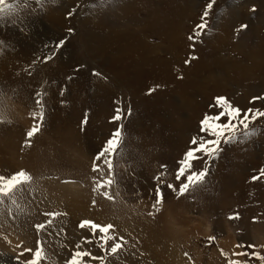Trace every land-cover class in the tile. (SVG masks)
Masks as SVG:
<instances>
[{
  "label": "rangeland",
  "instance_id": "obj_1",
  "mask_svg": "<svg viewBox=\"0 0 264 264\" xmlns=\"http://www.w3.org/2000/svg\"><path fill=\"white\" fill-rule=\"evenodd\" d=\"M7 2L15 8L0 16V92L7 97L0 105V175L24 169L33 181L15 204H0V244L25 229L27 248L34 252L41 242L39 264H66L71 257L48 247L50 236L61 237L58 243L71 236L65 208L72 205L94 216L76 220L78 228L84 220L113 224L114 211L134 220L130 231L122 221L109 233L126 241L116 255L106 251L113 241L103 243L98 232L83 228L91 253L104 264H264V118L250 125L262 129L257 136L221 145L202 185L177 195L175 180L177 161L198 135L203 114L216 110V97L242 111H264V99L253 100L264 97V0H216L208 28L194 40L189 37L207 0H108L95 9L88 5L97 0H46L42 11L35 0ZM241 23L248 27L238 31ZM60 40L64 44L55 49ZM53 50L56 55L43 63ZM35 92L43 96L44 120L28 138L37 123L32 114L40 111ZM117 107L125 118L112 121ZM120 124L125 150L112 189L119 195L109 201L92 191L93 177H100L91 166ZM36 223H46L45 229L37 232ZM26 253L24 260L31 259ZM91 257L82 264H101ZM17 263L0 254V264Z\"/></svg>",
  "mask_w": 264,
  "mask_h": 264
},
{
  "label": "snow or ice",
  "instance_id": "obj_2",
  "mask_svg": "<svg viewBox=\"0 0 264 264\" xmlns=\"http://www.w3.org/2000/svg\"><path fill=\"white\" fill-rule=\"evenodd\" d=\"M27 3V0H25ZM216 0H207V3L204 6V10L200 17V22L194 27V35L190 36V40H194L196 36H199L203 33L205 29L209 26V15L212 11ZM35 3L40 10H43L46 0H35ZM108 3V0H97L95 4H89L90 8H103ZM79 7V5H77ZM15 8L14 3L7 2V0H0V16L7 15L12 12ZM75 8L69 10L66 13V18L73 16ZM35 11V10H34ZM251 12H255V5H252L249 9ZM247 24L241 23L239 25V30L246 29ZM69 33L73 31L71 27L67 29ZM64 40H60L54 45L55 49H59L63 44ZM4 45L3 42H0V52L3 51ZM56 55V51H51L50 55H45L42 62L47 63ZM196 57H192L195 59ZM188 61H185L187 63ZM36 61H33L35 64ZM31 72H28V75H31ZM93 76H101L100 73L93 71ZM71 79V77H69ZM153 89H149V93ZM64 90H60L61 96L63 95ZM34 96L35 104L39 107V114L33 113L32 119L37 121L33 127L27 131L26 136L28 138L33 137L35 133L40 130V125L44 120V103L43 96L40 92H35ZM216 104L214 108L216 109L213 113H205L202 116V119L199 121V133L197 136L190 138L186 150L183 152L182 157L177 161V167L175 170V180L179 181V191L177 195H181L189 189H195L196 187L202 185L205 182V178L208 176L210 171V162L215 161L220 153L223 151L221 145H231L234 143H245L251 138L257 136L262 129L258 127H250L254 121H257L258 118H264V111L253 110L251 108L247 110H241L240 108L233 107L225 97H216ZM264 99V97H253V100ZM6 94L0 92V105L6 106ZM63 103V101H61ZM131 108L129 107L126 115L131 116ZM87 114H85V120L82 123H86ZM125 118V115L122 114V109L117 107L115 109V115L112 116V121H120ZM123 125H118L115 130L110 134V136L104 141L102 147L95 153L93 157V162L91 166V171L99 175V179L93 177V192H98L104 199L109 201H115L116 196L119 193H113L112 189L116 185V177L118 175V157H120L124 152L123 141L125 139V133L122 131ZM202 134V135H201ZM203 163L204 167L197 169L196 165L198 163ZM161 168L166 169L167 165H161ZM261 176H264V169L261 170ZM257 177H253L256 179ZM155 179L160 180V177L157 176ZM33 181V177L24 169L13 172L10 175H0V204H3L5 200L10 201L11 203H16V197L19 193H22L26 186H29ZM160 183H163V180H160ZM167 187L176 191L172 184H168ZM155 204L153 205L156 208V205H159L162 200V193L159 185L155 189ZM95 204V200H93ZM158 211L159 209L156 208ZM43 215L48 217H55L59 215L55 212H46ZM151 215V213H149ZM50 223V221L46 222ZM46 223H36L34 228L37 232L42 229H45ZM89 227L94 233L98 232L100 234V239L103 243L108 241H113L110 248L106 249L109 254H117L123 246L124 238L121 236L117 241L112 235H109L114 230L113 224H97L90 220L81 221L79 227ZM209 240L214 239V237H209ZM20 245H17L19 247ZM103 246V245H101ZM79 249V245H77ZM23 252H29L32 254L31 259H27L23 264H39V262L44 258V252L41 247V242L38 240L36 242L35 251L33 252L30 248H25ZM23 252L17 254V259L23 255ZM187 255V253H185ZM234 255H242V253H234ZM256 255V253H252ZM90 256V253L87 251H75L71 259L66 262V264H82L81 258ZM93 260L101 259L100 257L92 256ZM264 259V257H261ZM101 264H104L101 259ZM229 264H239L238 261H229Z\"/></svg>",
  "mask_w": 264,
  "mask_h": 264
},
{
  "label": "bare ground",
  "instance_id": "obj_3",
  "mask_svg": "<svg viewBox=\"0 0 264 264\" xmlns=\"http://www.w3.org/2000/svg\"><path fill=\"white\" fill-rule=\"evenodd\" d=\"M152 75H154V74H152ZM163 81H165V79L162 80L160 83H162ZM66 190L70 191V188L66 187ZM110 204H104V205L106 207H108V206L111 207L112 205H110ZM80 207L81 206L73 207L72 205L66 206L65 211L68 212L67 215H66V221H67L68 226L71 228V236H69V234L65 235V237L62 238L63 243L54 242V239H56V238L58 239V238H61V237H56V236L51 237L50 236V238H51V240H53V242H52V244L50 243L51 247L48 244L49 245L48 248L51 249L52 252L54 251L55 253H59V254L63 253L64 256H66V257H71L72 255L69 254L68 252H63L62 251V249L65 248V245L67 246V250H69V248H70V250L72 249L74 252L77 251V250H79V251H87V252L90 253V256H86V257L82 258L81 261H82V263H89L88 257L96 256V255L94 253H91L89 245L86 244V240L88 239V235H87L86 230L83 229V228H78L76 226V220H81V219H84V218H88L89 219V218H93L94 216L86 214V212H83ZM38 209H39V207H34L29 213H32V211H36ZM111 210H113V208ZM32 215L33 214H31L29 216V218H28L29 220H30L31 217H33ZM110 219H113V221H115L113 223V225L115 224L114 225L115 227H120L122 221L128 223V225L125 224V226H124V229L127 230V231L128 230L130 231V227L131 226H134V225L136 226L135 222H133L134 221L133 219L129 220V218H127V217L125 218L123 216V214L121 212H119V211H117V212L114 211L112 213V217ZM29 220H27L26 222H28ZM30 221H32V220H30ZM33 221H34V219H33ZM131 222H133V223H131ZM24 227H25V225H24ZM50 227H51V225H50ZM27 238H28L27 232H26L25 229H23L22 232L18 233L17 237H15V238L12 237L11 241L9 240L5 244H2V243H1L2 245L0 244V254H2L3 256H6L7 258H13L15 260H18L17 259V254L21 253L20 251H22L23 249H25V248L30 246L27 243L29 238L28 239ZM58 240H60V239H58ZM20 242L24 243L23 247L22 246L17 247V245H19ZM68 245L70 247H68ZM77 245H79V249H77ZM127 254L129 256H131V258H134L133 256H136V253H135L134 249L133 250H129ZM28 255L29 254L26 253V254L20 256L17 264H23V262L25 261L24 258H26ZM94 262H95V260H94Z\"/></svg>",
  "mask_w": 264,
  "mask_h": 264
}]
</instances>
